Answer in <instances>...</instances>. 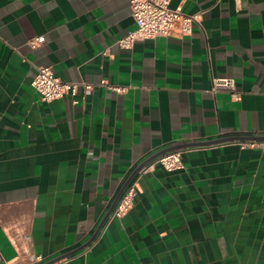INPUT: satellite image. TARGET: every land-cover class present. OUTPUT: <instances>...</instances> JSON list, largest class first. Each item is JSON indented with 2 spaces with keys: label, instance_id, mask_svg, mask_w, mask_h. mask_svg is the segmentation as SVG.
I'll use <instances>...</instances> for the list:
<instances>
[{
  "label": "crops",
  "instance_id": "crops-1",
  "mask_svg": "<svg viewBox=\"0 0 264 264\" xmlns=\"http://www.w3.org/2000/svg\"><path fill=\"white\" fill-rule=\"evenodd\" d=\"M131 1L0 0V264H264V148L241 146L264 140V0H172L193 32L124 48ZM40 67L92 91L44 101ZM173 147L183 170L144 175L99 233Z\"/></svg>",
  "mask_w": 264,
  "mask_h": 264
},
{
  "label": "built area",
  "instance_id": "built-area-1",
  "mask_svg": "<svg viewBox=\"0 0 264 264\" xmlns=\"http://www.w3.org/2000/svg\"><path fill=\"white\" fill-rule=\"evenodd\" d=\"M172 0H132V17L136 23V29L128 33L119 41V45L124 48H131L136 41L154 40L159 37H166L177 31L180 35H190L194 25L198 23V17L186 15L178 10L170 8ZM44 37L34 38L30 41L32 47L43 44ZM212 92H229L235 96V80L233 78H213ZM32 86L41 95L42 99L51 102L61 99L67 95L75 96L80 87L86 93L92 91V87L84 82H66L58 78L51 68L40 67L32 81ZM119 91L120 89H117ZM242 147L264 148V140L244 142ZM183 148L171 150L163 153L154 159H149L140 165L131 177L123 194L118 199L107 221L121 219L134 207L137 196V189L140 180L144 175L153 172L157 166H161L168 172H179L184 168L182 155ZM130 178V177H129ZM104 227L99 233L104 232ZM43 262L41 256L36 257L35 263Z\"/></svg>",
  "mask_w": 264,
  "mask_h": 264
},
{
  "label": "water",
  "instance_id": "water-1",
  "mask_svg": "<svg viewBox=\"0 0 264 264\" xmlns=\"http://www.w3.org/2000/svg\"><path fill=\"white\" fill-rule=\"evenodd\" d=\"M232 139H235V138H232ZM237 139H241V138H237ZM237 139H236V140H237ZM225 140H226V139H225ZM220 142H222V141H221V140H220V141H213L212 143H203V144L208 145V144H214V143H220ZM175 149H180V147H173V148H170V149H166L165 151H162L161 153H159V154L156 155L155 157H157V156H159V155H161V154H163V153L169 152V151H171V150H175ZM155 157H152V159H154ZM150 160H151V159H150ZM134 173H135V172H134ZM134 173H133V174H134ZM133 174H132V176H133ZM132 176H130V178L126 181V183H125V185H124L122 191L119 193L117 199L114 201V203H113V205L110 207L109 211H108V212L106 213V215L103 217V219H102V221H101V223H100L98 229H100V228L103 226V224L107 221L108 217L110 216L112 210L114 209V207H115V205H116L118 199H119L120 196L123 194V192H124L125 188L127 187V185H128V183H129V181H130V179H131ZM95 236H96V234L93 235V237L91 238L90 242H92V240L95 238ZM90 242H89V243H90ZM89 243H88V244H89ZM69 255H71V254H68V255L63 256V257H59V258L54 259V260L50 261L49 263H45V264H55L56 262H58V261H60V260H62V259H64V258L68 257Z\"/></svg>",
  "mask_w": 264,
  "mask_h": 264
}]
</instances>
